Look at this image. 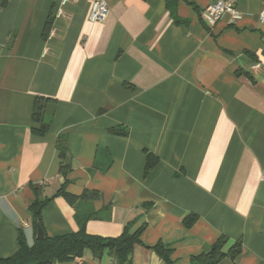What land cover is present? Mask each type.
<instances>
[{
  "label": "crops",
  "instance_id": "crops-1",
  "mask_svg": "<svg viewBox=\"0 0 264 264\" xmlns=\"http://www.w3.org/2000/svg\"><path fill=\"white\" fill-rule=\"evenodd\" d=\"M95 1L0 0V259L21 231L37 238L34 187L50 197L68 179L70 193L100 195L75 205L55 196L42 210L50 236L146 224L133 264H166L159 242L172 264H191L221 235L243 250L219 264H264V0H235L240 17L215 24L204 17L211 0H178L183 23L175 0H105L109 14L94 22ZM39 96L49 99L43 136L32 132ZM148 153L159 161L145 174ZM190 213L199 218L187 227ZM54 264L115 261L87 250Z\"/></svg>",
  "mask_w": 264,
  "mask_h": 264
},
{
  "label": "trees",
  "instance_id": "trees-1",
  "mask_svg": "<svg viewBox=\"0 0 264 264\" xmlns=\"http://www.w3.org/2000/svg\"><path fill=\"white\" fill-rule=\"evenodd\" d=\"M176 2H168L174 18L178 23L186 22L181 19L176 12ZM54 17L49 16L44 36L48 37L53 25ZM49 99L39 96L35 100L33 109V120L35 126L32 132L36 135L43 136L50 130V121L45 118L46 102ZM111 131L115 134L127 135L125 128L114 127ZM59 157L61 158L60 172L64 176L73 169L72 161L69 160V151L66 141L59 138L57 141ZM159 161L154 154L148 153L145 174H147ZM67 179L59 190L50 197L42 198L38 187H34L35 201L30 205L32 224L37 234L38 223H41L44 231L42 219V210L55 197L63 196L70 204L75 205L80 200H95L99 198L98 190L86 189L81 195H75L67 191ZM149 206V205H148ZM95 212H91L87 218L95 216ZM199 218L196 213H190L183 219V223L187 227H191ZM146 228V224L141 225L137 230L131 231L129 225L125 226L123 232L119 236L106 237L91 234L87 231L85 223L76 232H69L61 235L50 236L45 231L43 238H36L33 245L27 242L23 231L20 232L18 243L19 247L13 255L0 259V264H54L57 262L73 261L81 259L87 250L92 251L95 255L100 256L107 253L114 258L115 264H133V254L136 245L141 244V234ZM166 264H172L171 255L173 249L163 242L157 243L152 248ZM243 250V241L238 239L231 241L227 235H221L215 242L206 246L203 251L191 258V264H219L221 261L229 257L235 260Z\"/></svg>",
  "mask_w": 264,
  "mask_h": 264
},
{
  "label": "built area",
  "instance_id": "built-area-1",
  "mask_svg": "<svg viewBox=\"0 0 264 264\" xmlns=\"http://www.w3.org/2000/svg\"><path fill=\"white\" fill-rule=\"evenodd\" d=\"M226 12L232 14L233 19L240 17V12L236 7L235 0H211L204 14V17L211 24H215ZM109 14V6L105 0H96L93 4L91 20L102 22ZM264 18V10L262 12Z\"/></svg>",
  "mask_w": 264,
  "mask_h": 264
},
{
  "label": "water",
  "instance_id": "water-1",
  "mask_svg": "<svg viewBox=\"0 0 264 264\" xmlns=\"http://www.w3.org/2000/svg\"><path fill=\"white\" fill-rule=\"evenodd\" d=\"M44 236H45V231H44L41 223H38L36 237L37 238H43Z\"/></svg>",
  "mask_w": 264,
  "mask_h": 264
}]
</instances>
